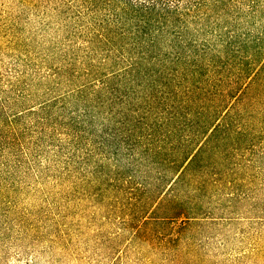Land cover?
Segmentation results:
<instances>
[{
  "label": "rangeland",
  "instance_id": "374dc122",
  "mask_svg": "<svg viewBox=\"0 0 264 264\" xmlns=\"http://www.w3.org/2000/svg\"><path fill=\"white\" fill-rule=\"evenodd\" d=\"M0 264H264V0H0Z\"/></svg>",
  "mask_w": 264,
  "mask_h": 264
}]
</instances>
